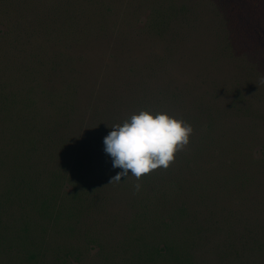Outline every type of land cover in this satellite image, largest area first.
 Wrapping results in <instances>:
<instances>
[{"label": "rangeland", "instance_id": "374dc122", "mask_svg": "<svg viewBox=\"0 0 264 264\" xmlns=\"http://www.w3.org/2000/svg\"><path fill=\"white\" fill-rule=\"evenodd\" d=\"M160 16L179 18L155 38ZM54 38L76 60L71 83L88 81L85 108L167 113L193 134L168 169L104 191L88 179L74 218L69 186L50 189L61 198L46 217L5 207L0 264H167L144 254L167 240L194 264H264V0H0L3 79L50 66Z\"/></svg>", "mask_w": 264, "mask_h": 264}, {"label": "trees", "instance_id": "16d2710c", "mask_svg": "<svg viewBox=\"0 0 264 264\" xmlns=\"http://www.w3.org/2000/svg\"><path fill=\"white\" fill-rule=\"evenodd\" d=\"M178 18H152L151 34L161 38ZM52 44L54 61L50 66L41 64L38 71L31 67L24 81L3 79L0 74V212L5 207L31 205L34 213L46 217L61 198L50 189L61 192L69 186L62 206H67L64 212L74 218L75 205L91 193L88 179L94 190L97 177L103 181L99 191L117 185H111L114 168L112 158L104 151V138L114 125L123 122L116 117L105 119L110 106L101 108L100 103L99 108H85L90 97L85 75L79 72L83 83L72 84L78 71L76 60L60 38H54ZM112 83L109 91L115 96L120 87ZM49 110L54 111V117L46 116ZM186 184H175L177 193ZM187 251L167 240L152 244L144 254L151 263L162 259L167 264H194Z\"/></svg>", "mask_w": 264, "mask_h": 264}, {"label": "clouds", "instance_id": "9594fccd", "mask_svg": "<svg viewBox=\"0 0 264 264\" xmlns=\"http://www.w3.org/2000/svg\"><path fill=\"white\" fill-rule=\"evenodd\" d=\"M192 134L190 124L167 113L140 111L114 125L104 138L105 153L112 158L113 168L121 170L112 177L111 185L125 177L140 180L160 168L168 169Z\"/></svg>", "mask_w": 264, "mask_h": 264}]
</instances>
